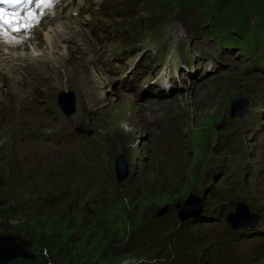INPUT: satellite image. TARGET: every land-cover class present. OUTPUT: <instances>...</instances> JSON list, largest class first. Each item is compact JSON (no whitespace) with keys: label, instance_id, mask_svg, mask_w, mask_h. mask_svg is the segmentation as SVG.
Masks as SVG:
<instances>
[{"label":"rangeland","instance_id":"obj_1","mask_svg":"<svg viewBox=\"0 0 264 264\" xmlns=\"http://www.w3.org/2000/svg\"><path fill=\"white\" fill-rule=\"evenodd\" d=\"M191 1L194 0H108L109 9L103 17L109 28L117 29L112 35L116 40L112 49L131 51L124 54L128 65L136 59L135 53L130 54L141 47L146 35L158 41L170 28H190L194 32L208 26L207 15V21L199 23ZM248 16L255 26L257 19L251 10ZM230 30L226 28V32ZM35 45L39 43L26 42L23 51L33 52ZM42 45L45 50L47 46ZM70 48L73 57H59L60 61L66 60L56 64L59 69L51 70L53 62L45 59L46 65L31 79L27 74L24 80L10 78L24 82L18 87L21 91L17 102L8 105L0 94V155L12 152L20 173L31 175L35 171L39 176L35 185L16 194L20 201L33 205L34 211L26 209L18 220H0V235L18 236L28 251L38 253L32 251L29 240L19 235L27 228L31 227L32 234L54 241L88 233L86 220L85 225L81 221L73 229L49 227L56 214L42 212L39 201L53 192L62 194L65 205L70 201L83 204L95 195L102 198L106 208L100 220L107 225L115 223L110 230L99 229L105 231L102 237L128 236L132 244L134 237L139 239L136 233L141 220L154 217L164 206L175 209L196 196L201 206H192L208 213L202 221H214L209 214L216 211L219 218L215 221L219 222L191 227L178 224L175 229L174 213L169 210L159 226H150L164 232L160 239H152L149 245L142 242L141 247L138 243L133 252L103 264H196L201 256L205 264H264V233L238 239L240 242L221 235L222 229H227L224 218L235 211L236 203L260 215V227L264 228V73L250 63L225 73L219 72L223 68L220 65L198 74L192 91L160 98L141 96L132 102L118 94L122 84L119 79H106L95 64L85 62V53ZM98 51L94 56L100 58L105 52ZM99 80L105 81L100 88L96 87ZM12 90L0 86L4 95H10ZM62 92L74 95L76 112L70 118H64L57 107ZM236 99L247 104L242 117H232V102ZM130 116H134V122ZM76 127H88L91 136L76 134ZM130 130L133 134L128 136L126 132ZM70 141L91 143L93 147L63 150ZM120 155L128 165L129 176L121 187L123 194L116 195L114 162ZM91 159L93 165L88 164ZM44 168L47 172L40 176L38 171ZM49 171L56 174L50 181L45 178ZM71 197L75 198L69 200ZM31 221H35L34 225ZM37 225L40 228H35ZM104 238L98 236L93 243ZM68 242L74 245L72 240ZM37 247L43 248L39 244ZM38 258L42 260L40 254ZM44 261L52 264L47 258Z\"/></svg>","mask_w":264,"mask_h":264},{"label":"trees","instance_id":"obj_2","mask_svg":"<svg viewBox=\"0 0 264 264\" xmlns=\"http://www.w3.org/2000/svg\"><path fill=\"white\" fill-rule=\"evenodd\" d=\"M195 2L197 3L199 12L207 14L210 25L216 29L222 28L224 25H221L220 22L225 21V26L233 28L238 35L245 36L246 38L252 31L264 33V0H195ZM249 10H251L257 19L255 26L252 25L249 19ZM89 147H93L91 143L80 144L71 142L66 143L63 146V150ZM93 163L92 159L88 162L89 165H93ZM15 164H17V161L12 152L0 155V220H18L26 209L30 212L34 211L32 208L33 205H28L26 201H20L21 199L18 198L16 194L28 190L29 187L35 185L39 176L35 174V171H32L31 175L22 174ZM38 172L41 176L47 171L44 168ZM55 176V173L49 171L48 174L45 175V178L50 181ZM113 186L116 195L123 194L124 190H122V188L117 189L115 184ZM47 187L48 186H41L40 188L46 189ZM85 195L86 194H84V196ZM74 198L75 197H71L69 200ZM62 199V194H53L52 192V195L40 199L39 201V208L42 212L56 214V217L50 219L49 227L56 229L59 226H67L73 229L76 226L78 227L81 221H84L82 223L84 225L87 221L89 224L85 226L88 233L73 239L59 237V240L54 241L50 237L32 234V232H29L31 231V227L27 228L23 231V234L20 233L19 235L30 241L32 251H38V253L33 252L36 253V260L35 258L32 260H16L11 264H45L46 260L44 261V258H47L48 262L52 264H103L105 260L115 258L117 255L133 252L136 250L134 245L138 246V243L140 247L142 242L149 245V242H153L152 239L158 237L160 239V236L164 233L160 230L157 235L152 237L142 234V230L146 228L143 226L147 222V219H145L139 222L141 225L138 226L137 231L140 232L141 235H139V239L134 237V239H132V244L127 241L128 236L112 239H110V237L104 238L102 234L106 230H110V225L114 222H109L107 225L104 221L100 220V214H103L106 208V203L102 198L95 195L83 204L79 201H70L67 205H65ZM61 217L64 219H61ZM31 222V225H34L35 221ZM102 227L105 228V231L99 230ZM35 228H40V226L37 225ZM138 232H135L136 236ZM170 235L173 237L172 234ZM98 236H101L104 240L94 244L93 240ZM163 238L167 240L168 236ZM70 240H72L74 245H70L68 242ZM37 244L43 248L37 247ZM178 252L179 251H176V253ZM38 254L42 256L41 261L40 258H38ZM77 256L79 259H73Z\"/></svg>","mask_w":264,"mask_h":264},{"label":"bare ground","instance_id":"obj_3","mask_svg":"<svg viewBox=\"0 0 264 264\" xmlns=\"http://www.w3.org/2000/svg\"><path fill=\"white\" fill-rule=\"evenodd\" d=\"M65 1L66 0H59V3L55 5L50 13H45L42 22L37 25L30 34L23 32L14 34L7 25H4L3 31L8 42L5 43L3 39H0V66L1 64H6L9 68H13L15 61L17 62L18 59L22 61L27 58H32L34 60L42 58L44 60L47 59L49 62H53L50 65L51 70H56L59 69L56 64L61 65V61L62 63L63 61H66L65 59L60 61L59 57H70V54L73 57V54L70 53V47L76 48L78 53L81 54H84L87 50L88 53L96 55L98 48L91 39L88 40V35L84 31H80L64 17V14L72 8L71 6H66ZM30 8L35 11L37 6L32 5ZM41 11H43V8H41ZM20 12L21 11H16L15 13H11L5 11V17H15ZM22 18L23 17H21V19ZM48 18H52L51 22L48 21ZM41 27H43L42 30H40ZM36 33H38V37ZM10 35H12V37H10ZM26 35L30 36V38L26 39ZM26 42H36L39 43V45L34 46L33 52L27 53L24 52L26 50L23 49L24 43ZM42 44L47 46L46 49L44 48L45 50H43L42 46L44 45ZM85 47H87V49H85ZM55 52H57V56H54ZM64 52H67V54L64 55ZM18 64H21V62H18ZM4 77L7 87H12L13 90L10 95H4L2 92H0V94L3 97L4 102L8 101V105H10L11 103L17 102L21 91L18 87L23 86L24 82H17L6 75H4ZM104 82L99 80L98 83H96V87L104 85ZM130 118L134 122V116H130ZM201 120L203 121L204 119ZM126 133L129 136L130 134H133V130L127 131Z\"/></svg>","mask_w":264,"mask_h":264},{"label":"water","instance_id":"obj_4","mask_svg":"<svg viewBox=\"0 0 264 264\" xmlns=\"http://www.w3.org/2000/svg\"><path fill=\"white\" fill-rule=\"evenodd\" d=\"M58 105L61 108L62 112L66 117H69L75 112V100L74 95L69 93H61ZM232 108L234 113L232 117H242L247 111V104L244 100L236 99L232 102ZM240 108V109H238ZM237 109V111H236ZM77 132H84L81 129H76ZM92 131H87L86 134L90 135ZM114 174L115 181L118 184V187H122L124 182L128 179L129 169L128 165L124 160V157L120 155L114 162ZM192 203L198 204L201 206V201L196 196H190L183 205L175 206L177 211L178 219L183 222L187 219H196L203 215V209L192 206ZM169 210L168 206H164L159 209L154 217L160 218L164 216ZM260 216L251 214L248 207L242 203L236 204L235 214H229L226 217L227 223L231 226L232 229H246L254 228L259 222ZM34 254L27 250L25 243H19V237L13 235H0V264H8L14 260L23 259V260H32Z\"/></svg>","mask_w":264,"mask_h":264},{"label":"snow or ice","instance_id":"obj_5","mask_svg":"<svg viewBox=\"0 0 264 264\" xmlns=\"http://www.w3.org/2000/svg\"><path fill=\"white\" fill-rule=\"evenodd\" d=\"M59 3V0H0V5H25L26 7L21 10L15 17H5V10L0 7V39L7 43V38L4 35L3 26L7 25L14 34L26 33L30 34L31 31L42 22L45 13H50L51 10ZM36 5L35 11L31 10L30 6ZM43 8V11H41ZM21 17H23L21 19ZM30 38V36L25 37Z\"/></svg>","mask_w":264,"mask_h":264}]
</instances>
